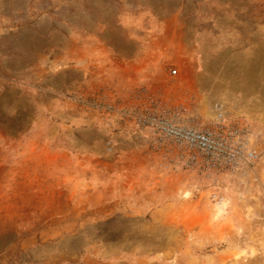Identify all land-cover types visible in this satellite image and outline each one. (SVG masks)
<instances>
[{"label": "rangeland", "instance_id": "rangeland-1", "mask_svg": "<svg viewBox=\"0 0 264 264\" xmlns=\"http://www.w3.org/2000/svg\"><path fill=\"white\" fill-rule=\"evenodd\" d=\"M0 264H264V0H0Z\"/></svg>", "mask_w": 264, "mask_h": 264}, {"label": "built area", "instance_id": "built-area-1", "mask_svg": "<svg viewBox=\"0 0 264 264\" xmlns=\"http://www.w3.org/2000/svg\"><path fill=\"white\" fill-rule=\"evenodd\" d=\"M171 75L176 74V70L170 71ZM159 134V141L162 143H170L174 146H181L183 139L192 141L193 147H197L201 155L212 156L222 151L221 146L216 141L211 132H195L183 130L170 121H159L156 125ZM199 157L195 154L191 155L193 161H197Z\"/></svg>", "mask_w": 264, "mask_h": 264}]
</instances>
